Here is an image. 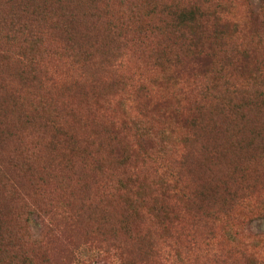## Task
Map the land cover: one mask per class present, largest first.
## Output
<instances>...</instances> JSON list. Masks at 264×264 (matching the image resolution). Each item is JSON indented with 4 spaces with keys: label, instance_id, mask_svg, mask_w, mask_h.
<instances>
[{
    "label": "rangeland",
    "instance_id": "rangeland-1",
    "mask_svg": "<svg viewBox=\"0 0 264 264\" xmlns=\"http://www.w3.org/2000/svg\"><path fill=\"white\" fill-rule=\"evenodd\" d=\"M17 1L0 0V18L14 11ZM159 3H195L211 14L214 10L228 23L235 22L236 28L229 32H236L227 39L224 55L240 49L252 52L246 74L233 73L231 83L236 86L253 77L247 71L255 67L264 80V0H137L136 16L129 20L114 1L90 3V8L86 0H63L64 11L88 14L95 10L97 14L102 10L98 19L86 18L98 36L89 34L75 53L50 31L39 42L38 62L32 66L21 64L20 39L19 43L0 39V237L20 229L17 216L23 202L14 194L16 182L23 199L49 212L60 230L50 240L41 225L33 230L34 237L7 238L15 249L2 256L9 264H124L125 258L126 264H264V255L254 254V244L244 243L251 235L241 232L249 218L264 216L256 204L264 201V173L246 171L249 189L240 202H228L223 193L209 202H193L178 190L193 193L215 184L235 189L241 169L264 165V158L258 157L260 148L250 151L247 146L257 143L253 132L264 124V109L257 121L254 117L245 122V129L236 135L229 122L235 111L229 108L239 101L229 93L233 87L220 83L203 93L201 87L208 78H188V70L177 80L170 79L152 49L174 51L181 59L184 42L165 25L163 33L154 32L153 27L162 24ZM46 9L49 25L60 11L52 3H46ZM208 20H214V13ZM110 24L121 30L110 32ZM224 55L216 57L214 68ZM22 68L30 72L25 85L18 77ZM249 88L263 93L260 83ZM196 116L202 123L194 131V141L199 148L205 147L199 172L193 170L191 159L195 153L200 155L194 144L185 163L180 164L178 154L163 162L156 151L158 141L141 139V130L132 124L138 120L142 128L175 129L178 141L171 138L170 142L178 146L185 134L181 125ZM221 119L224 131L218 139L211 136L209 127L221 128ZM111 128L116 130L114 139H110ZM139 139L152 147L150 159L143 160ZM235 141L244 144L242 161L212 159V154L227 145L233 147ZM118 150L125 155L124 165L114 156ZM168 163L179 172L180 186L174 194L162 195L155 187ZM162 220L168 223L163 230L159 228ZM248 224L250 233L264 232V218ZM91 237L100 246L116 241L123 248L121 255L112 248L104 252L90 246ZM211 239L218 252L212 250L207 256ZM189 240L195 243V251L188 254Z\"/></svg>",
    "mask_w": 264,
    "mask_h": 264
},
{
    "label": "trees",
    "instance_id": "trees-1",
    "mask_svg": "<svg viewBox=\"0 0 264 264\" xmlns=\"http://www.w3.org/2000/svg\"><path fill=\"white\" fill-rule=\"evenodd\" d=\"M101 1H114L117 3L127 14L128 20L130 17L136 16V5L134 3L137 0H86L90 8H92L90 3L96 6L97 3H100ZM158 1L161 0H157V2ZM46 3L54 4L60 11V14L57 15L54 23L49 25H46ZM159 4L161 7L158 10L160 11V14L158 15L161 18L162 24L155 25L153 27L155 30L154 32L163 33L165 25L167 28H169L170 32L175 35L176 38H179L181 42H184L185 55L181 59H179L178 53H175L174 51L167 52L166 49L162 48L161 50L159 47L152 49L159 65L162 68L168 69L169 75L171 77L170 79L177 80L181 76L180 74L188 70L189 73H185L188 78H208L207 83L209 85L206 83L201 87L203 93H209L211 89H213L210 87H215L220 83L226 87H233L234 90L230 91L229 93L236 95L237 98H239V101L237 104L232 105L229 108V110H235L231 113L229 122H231L236 135L245 129L243 128L245 122L252 121V118L254 119V117H256L255 121H257V119L260 117L259 113L264 109V80L260 75V70L255 67L247 71V73L253 74V77L243 79L246 82L244 84L240 85L243 80L239 83V85L236 86L232 85L231 83L233 73H237L239 75L246 74V66L249 65L248 62L252 51L240 49L239 51L234 50L224 55L228 48L226 45L227 39L231 40L233 33L236 32L233 31L230 33L229 30L236 28V23H228V19H225L222 16L220 17L214 12V10H212L214 13V20L209 21L208 19L212 17L213 13L211 14L209 11L201 9V7L195 3L188 5H178L173 3ZM16 5L17 6L14 11H9L6 13V15L0 18V30L2 31V37H0V39L6 40L10 43L12 41L18 42L20 39L21 43L18 42L22 49L20 60L21 64L25 66L37 64L38 60L36 59V56L38 54L37 52L39 49V42L43 40L44 35L50 31H53L54 35L58 37V39H60L67 48L75 53L79 51L77 49L78 44L84 42L85 40L87 41L89 34L93 33L98 36V31L93 30L89 26V23L86 22V18H90V16H96L98 19L99 15L102 14V10L101 12H97V14L95 10L88 14H78L69 11L68 9H65L64 11L63 0H41L40 2H34L33 0H18ZM126 23L123 25L125 26ZM109 29L110 32L114 34L121 30V28L115 24H110ZM80 32H82L81 37H78L77 35ZM121 41L124 42L125 38H122ZM218 55H224L223 60L218 61L217 67L214 68L216 57ZM76 56L77 55H74L72 57ZM87 56L90 55L87 54ZM185 59H190V62H185ZM28 73L30 72L26 68H22V73L18 74L21 84L25 85L29 81V76H27ZM258 83L263 86V93L256 92V90H250L249 86H251V84L254 87V85H257ZM246 112H250V115H248ZM256 113L258 114L257 116ZM55 122V119L52 120L50 122L51 126H53ZM223 122L224 121L221 119L218 123L221 128L216 126L213 127V124L209 127V129L213 128L211 130V136H214L218 139L220 138L219 135L221 134L222 130L224 131ZM201 123V120L199 121L197 116L192 117L187 122L184 121L181 125V128L184 129L185 134H182L181 139L178 142V146H175L176 143L170 142V139L172 138L178 141L174 137L176 135L175 133H177V130L165 127L164 129L156 131L151 125L149 127H145L144 125V128H142L141 125H139L141 123L138 120L132 122V124L137 126V131L141 130V139L158 141V146L160 149L156 151H159L161 154L160 161L164 162L165 160L171 158L172 156H177L178 154L180 157L179 162L182 164L185 160L187 161L189 156L194 152V149L190 147L192 144H194L195 149L199 150L200 152V155L199 153H195L191 156V159L194 161L193 170L195 172H199V162L203 160L202 155L204 154L205 150V147L200 146L199 148L197 143L194 141V131ZM115 132V129H110V139H114L113 136L115 135ZM253 134L254 138L257 140V143L252 141L249 142L247 146H250V151L254 149L257 150V147H259L260 152L258 157L259 159H263L264 124L258 125ZM138 138H140L139 135ZM233 145V147L231 145H227V147L224 149L221 148L216 155L212 154V159L215 158L216 162H219L220 158L234 163L242 161V159H244V154L241 152L244 150L243 142L235 141ZM151 148L152 147L147 148L139 139L138 149L139 152L144 156L143 160L150 159L151 153H154L153 150H150ZM123 155L124 154L121 150L114 151V156L121 160V165H124L126 160L124 157L125 155ZM163 167L164 170L158 176L155 190H157L158 193L162 195L174 194L180 186L179 172L173 170L171 168V164L169 163ZM219 168L221 171L223 170L222 167ZM247 170L257 174H262L264 173V165L261 163L258 168L253 170L247 168L241 169V174L237 180L239 186L235 187V189L222 188L225 187L224 184L222 187H220L218 184H215V186L212 187L209 186L211 183L202 182V185L204 184L205 186L209 187L197 190L193 193H187L185 188H179L178 190L180 191L181 196H185L188 199L190 198L193 202L196 199H198V201L209 202L222 193L228 202H240L242 197L244 195L246 196L245 191L249 189V184L245 183ZM0 174H3V170L1 168ZM125 187L126 185H124V188ZM12 188L16 198L23 202V211L21 212V215L17 216V219L20 223L19 232L14 234V232L9 231V234L6 232L8 235L3 234V237H0V255L2 254L0 256V264H9V261L4 260L2 256L5 254L9 255L8 253H11L13 250H15L13 249V245L7 242V238H16L20 235L29 238L34 237V233L32 232L39 225L44 226L47 230L46 233L48 234V237L46 240L54 238L56 236V232L60 231L53 222L54 220L52 219L49 212L43 210L42 208H37V206L26 202L23 199L21 191L17 188V182L16 185H12ZM240 190L243 191L240 192ZM144 202L145 199L142 198L141 203L143 204ZM256 204L260 206L258 212H264V201L261 200L256 202ZM214 214L217 213L214 212ZM257 218H264V216L259 215L252 219L249 218L244 223V229H241V232L246 233L244 235H251L248 236L249 241L244 243L254 244L252 250L257 258H259L264 255L262 253V251H264V245H262L264 242V232L252 234L249 232L250 229L247 228L249 226L248 223ZM160 224L161 225L159 228L161 230L167 228V222L162 220ZM97 232L100 233V231ZM232 234H236V232H232ZM43 237H40V241H43ZM88 244L90 246H95L97 249L104 252L112 248L118 255H121L119 250L123 249L116 241H107L108 246H100V243L95 242L93 237L90 238ZM214 245L213 239H211L209 246L210 249H207V256H211L212 250H216L218 252L217 249L213 248ZM188 248V254L192 251H195V243L189 240ZM261 260H264V257L261 258ZM124 262V264H126V258L124 259ZM22 263L24 264V261ZM216 263L223 264L222 261H220V263Z\"/></svg>",
    "mask_w": 264,
    "mask_h": 264
}]
</instances>
